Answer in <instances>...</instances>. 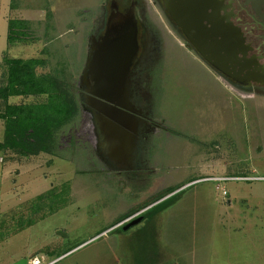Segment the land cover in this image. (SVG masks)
Returning <instances> with one entry per match:
<instances>
[{
  "label": "rangeland",
  "instance_id": "1",
  "mask_svg": "<svg viewBox=\"0 0 264 264\" xmlns=\"http://www.w3.org/2000/svg\"><path fill=\"white\" fill-rule=\"evenodd\" d=\"M110 1L0 0V87L7 59H35L37 74L55 78L78 107L60 127L54 154L0 152V264L34 256L54 264H264V181H219L264 175V96L236 89L205 63L237 101L211 89L185 50L202 59L160 3L139 0L145 56L131 80L139 140L131 164L111 163L83 102ZM11 19L25 21L28 32L8 45ZM218 187L239 202L229 207Z\"/></svg>",
  "mask_w": 264,
  "mask_h": 264
},
{
  "label": "water",
  "instance_id": "2",
  "mask_svg": "<svg viewBox=\"0 0 264 264\" xmlns=\"http://www.w3.org/2000/svg\"><path fill=\"white\" fill-rule=\"evenodd\" d=\"M210 0H164L170 14L189 47L217 74L226 80L248 81L242 73L245 65L238 59V45H229L226 26L209 14ZM216 17H219L215 15ZM205 22L207 24H205ZM239 43L242 38L239 35ZM93 55L90 68L95 73L94 85L88 93L89 107L95 113L98 132L108 156L114 162L127 161L131 149H126V138H132L137 115L127 102L128 76L139 60L138 20L136 15L122 16L120 21L111 18L107 31ZM241 46V45H239ZM235 49V50H234ZM123 101V103H122ZM129 148V147H128ZM142 217L131 220L123 230L139 224Z\"/></svg>",
  "mask_w": 264,
  "mask_h": 264
},
{
  "label": "trees",
  "instance_id": "3",
  "mask_svg": "<svg viewBox=\"0 0 264 264\" xmlns=\"http://www.w3.org/2000/svg\"><path fill=\"white\" fill-rule=\"evenodd\" d=\"M26 32L25 21L9 20L8 43H12L15 35ZM6 64L7 83L0 87V101L5 103V109L0 113V119L4 121L0 152L13 151L25 157L54 154L60 127L68 124L78 112L75 98L55 78L38 75L36 69L41 63L35 59H7ZM42 96L46 99L40 104L8 103L11 97ZM158 198L154 203L162 197Z\"/></svg>",
  "mask_w": 264,
  "mask_h": 264
},
{
  "label": "flooded vegetation",
  "instance_id": "4",
  "mask_svg": "<svg viewBox=\"0 0 264 264\" xmlns=\"http://www.w3.org/2000/svg\"><path fill=\"white\" fill-rule=\"evenodd\" d=\"M155 2H159L163 12L170 19L171 23L181 34L180 29L176 26L175 22L171 18L170 14L165 10L164 0H155ZM209 14H213V18L220 19V23L226 26V30L228 32L227 39L232 40V42H228L229 45H238L235 47L236 51H238V59L241 63L245 65V70L242 73L244 76L247 74L249 80L243 81L242 78H238V80H228L231 82L234 87L238 90L246 91L251 96L261 97L264 96V0H210L209 2ZM127 15L132 16L136 15L138 20V40H139V60L137 64L131 69V72L128 76L129 84H128V93H127V102H124L129 109L135 112L137 116H142L138 109H135V106L131 103L132 101L136 102V93L131 89V80L134 76V72L136 71V67L140 65L142 58L145 56V31L143 29L142 21L139 14V0H111L108 6V13L106 16V21L104 24V28L97 39L94 40L92 45V53L90 60L88 62V66L85 74V86H84V94H83V102L89 107V99H88V91L92 89L94 82L93 77L95 78V73L90 68L91 61L93 59V55L97 48L100 46L102 39L107 31V25L109 20L112 18L113 22L120 21L122 16L127 17ZM215 15L219 16L216 17ZM205 24H207L205 22ZM239 35L242 38V44L239 43ZM185 40V39H184ZM187 45L189 43L185 41ZM241 45V46H239ZM190 48V47H189ZM191 49V48H190ZM234 49V50H235ZM144 54V55H143ZM138 95V94H137ZM123 103V101H122ZM92 111V110H91ZM92 119L96 124L95 113L91 112ZM135 123L137 120L134 121ZM138 124V123H136ZM98 129V127H97ZM135 129V127L133 128ZM132 134V138H126L125 141V153L126 149H131L130 156L128 160L114 162L108 156L107 146H103V142H105L102 138L101 133L100 143L104 147L103 151L105 157L111 162L115 163V165L128 166L131 164V158L134 156L133 147L137 145L139 138L136 133L132 130L130 131ZM137 139V142H136ZM129 147V148H128Z\"/></svg>",
  "mask_w": 264,
  "mask_h": 264
},
{
  "label": "crops",
  "instance_id": "5",
  "mask_svg": "<svg viewBox=\"0 0 264 264\" xmlns=\"http://www.w3.org/2000/svg\"><path fill=\"white\" fill-rule=\"evenodd\" d=\"M6 17H8V16H6ZM8 20V19H7ZM8 21H7V26H8ZM8 45H9V43H7ZM177 47H179L180 49H184V45H182V44H178V45H176ZM185 50V49H184ZM185 53H186V55L187 56H189V58H187L186 60L189 62V61H192V62H197L198 64H200L201 66H202V68H203V71L205 72V76H204V78L206 77L207 79H208V86L211 88V89H215V91H217L218 93H220L221 95H225L226 97L227 96H230V100L231 101H237V97L235 96V95H233V93H231L230 91H228V89H226L225 90V85L222 83V81H221V79L217 76V75H215V73L203 62V61H199L196 57H194L193 55H192V53L190 52V51H188V50H185ZM6 55V54H5ZM4 54L0 57V66L1 65H3L4 63V60H5V58H6V56H5ZM185 62V61H184ZM190 64H191V62H190ZM0 74H1V72H0ZM163 80H165V79H163ZM209 90V89H208ZM11 98H13V97H11ZM10 98V99H11ZM11 104V103H10ZM255 169V168H254ZM234 175V174H233ZM225 175V178H233V177H240V176H236V175ZM214 176V175H213ZM210 177H212V176H209V177H207V179H209ZM261 177H264V175H259V176H257V177H254V178H261ZM202 180H205V178L204 179H202ZM192 181H195V180H192ZM208 181H210V180H208ZM258 181H261V180H258ZM191 181H188L187 183H190ZM228 182H232V181H228ZM238 182H240V181H238ZM186 183V184H187ZM183 185H185V184H183ZM250 192H253V190H250L248 193H250ZM235 195V194H234ZM227 197L229 196L230 197V194L228 193L227 195H226ZM225 196V197H226ZM238 199H240V198H238V197H236V196H234V197H230V199H228V204H229V207H234L235 205L234 204H236L237 202H239L238 201ZM234 201V202H233ZM263 256H264V253H263Z\"/></svg>",
  "mask_w": 264,
  "mask_h": 264
},
{
  "label": "built area",
  "instance_id": "6",
  "mask_svg": "<svg viewBox=\"0 0 264 264\" xmlns=\"http://www.w3.org/2000/svg\"><path fill=\"white\" fill-rule=\"evenodd\" d=\"M258 180L264 181V177H261V178H250V177L240 176V177L219 179V181H221V182H228V181L248 182V181H258ZM218 188H219V191L220 190L222 191L223 196H226L228 194L227 191H225L221 187H218ZM29 264H54V262L45 263L43 257L34 256V257H32L30 259Z\"/></svg>",
  "mask_w": 264,
  "mask_h": 264
}]
</instances>
